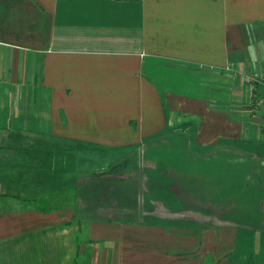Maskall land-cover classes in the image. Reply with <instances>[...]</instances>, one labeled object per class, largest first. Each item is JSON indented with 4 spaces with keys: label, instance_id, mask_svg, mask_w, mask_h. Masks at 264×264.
<instances>
[{
    "label": "crops",
    "instance_id": "obj_1",
    "mask_svg": "<svg viewBox=\"0 0 264 264\" xmlns=\"http://www.w3.org/2000/svg\"><path fill=\"white\" fill-rule=\"evenodd\" d=\"M256 71L264 0H0V264H264ZM20 130L129 160L57 206Z\"/></svg>",
    "mask_w": 264,
    "mask_h": 264
},
{
    "label": "rangeland",
    "instance_id": "obj_2",
    "mask_svg": "<svg viewBox=\"0 0 264 264\" xmlns=\"http://www.w3.org/2000/svg\"><path fill=\"white\" fill-rule=\"evenodd\" d=\"M20 132L19 140H14L13 145V150L18 148L19 152L18 170L14 167L13 179L27 187L23 190L28 197L34 195L30 191L37 190V195L50 191L57 206L69 203L76 180L119 172L129 160L126 152L57 141L43 135L32 138ZM13 157L16 160L15 152ZM7 174L10 177L11 172Z\"/></svg>",
    "mask_w": 264,
    "mask_h": 264
},
{
    "label": "built area",
    "instance_id": "obj_3",
    "mask_svg": "<svg viewBox=\"0 0 264 264\" xmlns=\"http://www.w3.org/2000/svg\"><path fill=\"white\" fill-rule=\"evenodd\" d=\"M242 80L246 84H250L253 86L261 85L264 88V79H262V77L259 75L257 71L250 72V73H243ZM254 97H255L254 100L250 104L251 109H252V118L258 119V117H260V114H261L260 112L262 110L264 111V90L257 97L255 95ZM263 128H264V123H263Z\"/></svg>",
    "mask_w": 264,
    "mask_h": 264
}]
</instances>
